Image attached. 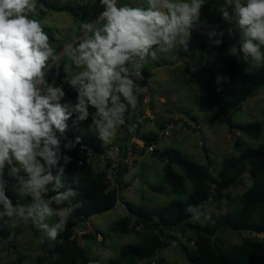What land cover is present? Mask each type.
Instances as JSON below:
<instances>
[{
    "label": "clouds",
    "instance_id": "9594fccd",
    "mask_svg": "<svg viewBox=\"0 0 264 264\" xmlns=\"http://www.w3.org/2000/svg\"><path fill=\"white\" fill-rule=\"evenodd\" d=\"M37 3L0 0V222L11 229L30 223L55 241L74 211L65 202L78 194L71 188L60 191L63 167L55 176L52 172L61 159L70 162L62 156L58 133L68 130L74 116L73 124L87 121L91 106L96 111L89 131L103 144L112 142L125 125V114L149 91L137 83L144 80L145 64L158 54L188 50L207 0H142L145 6L100 0L104 10L83 25L84 37L70 52L77 70L67 80L77 92L75 104L65 102L63 88L47 78L57 57L40 21L32 18ZM220 11L241 35L239 49L231 47L229 55L243 56L253 66L264 64V0H223ZM207 35L215 46L223 43V32ZM226 81L217 77L218 84ZM72 147L71 142L64 145ZM6 167L30 203L14 205L6 195ZM50 191L56 195L45 198ZM186 212L196 221L209 218L198 206L189 205ZM54 216L57 222L49 224Z\"/></svg>",
    "mask_w": 264,
    "mask_h": 264
},
{
    "label": "rangeland",
    "instance_id": "374dc122",
    "mask_svg": "<svg viewBox=\"0 0 264 264\" xmlns=\"http://www.w3.org/2000/svg\"><path fill=\"white\" fill-rule=\"evenodd\" d=\"M45 1L54 3L57 0ZM89 1L59 0V3L76 7L78 5L84 6ZM121 3H127L132 6H145L142 0H121ZM222 5L223 0H207V3L201 8L200 19L193 30L187 51L181 47L171 54H158L159 59L149 61L144 66L142 73L144 80L138 82L142 86H148L149 91L141 97L140 103L135 110L130 109V119L128 112L125 114V120L129 119V126H131L133 114L136 117H144L145 122L142 126V131L146 134L157 133L160 127L168 123L173 124L174 129L170 136L154 142L156 153L144 151L137 152L134 155L133 165L120 179L119 202L115 209L93 216L88 220L87 226H91L92 231L89 239L81 238L83 235L78 237V243L85 255L96 260L98 264H110L112 260H116L119 257L122 247L138 244L142 239L144 232L141 229L138 230L139 232L127 234H122L115 230V222L127 214L124 202L132 204L134 208L152 210L154 208H162L171 202L184 198L183 195L174 194L170 185L165 181L163 173L165 162L160 158L162 153L176 150L190 161L207 167L212 174L217 176L222 171V162L225 158L238 156L245 148H257L264 144L263 138L254 140L238 131L231 135L225 124L211 125L209 118L216 109L211 112H203L198 105L199 92L205 80L200 78L198 82L193 83L188 80L187 69H193V66L199 67L209 63L212 64L219 77H225L224 73L228 65L236 58V56L229 55V49L233 46L239 49L241 35L235 30L234 25H229L223 19L220 11ZM229 11L231 12V9ZM32 18L40 21L44 31L49 36L50 44L55 52L60 46H63L75 36L82 26V22L78 18L71 16L67 12L49 10L40 3V0H38L36 12ZM219 22L224 24L222 44L228 43L230 45L229 48L218 49L207 35V33L211 32L210 25ZM229 28L233 29L231 33H229ZM70 52L62 63L64 78H67L69 73L77 70L70 59ZM263 66L264 64L253 66L250 63L249 67L245 68L242 73L243 75H250L260 70ZM240 81V78H235L233 82H223V97H228L232 89ZM75 93L74 97L66 94L65 102L71 101L75 104L77 102L76 90ZM93 112L94 110L89 109L88 120L79 122L73 130L74 136L76 139L79 137L80 142L96 137L89 131V125L92 124L94 116ZM232 121L235 124L252 122L264 124V87L258 95L248 99L240 110L232 114ZM120 140L116 138V140H112L107 145H119ZM237 143H239L238 147L236 146ZM90 160V163H88L90 169V165L93 163L91 170L99 171L94 162L98 161V158L95 157ZM173 168L176 173L183 174L178 166L173 165ZM20 175H25V178H27L24 173ZM4 176H11L7 167L5 168ZM12 178H10L11 182L5 183V188L11 193L20 195L16 180ZM62 182L65 186L66 177L62 176ZM185 183L188 191H190L192 189L191 183L188 180ZM250 186L251 182L246 180L244 185L236 188L232 187L226 191L219 210L215 202H206L200 208L209 218L202 216L199 221L192 219L191 223L207 225L220 219L222 215L237 214L242 204L241 197ZM64 188L60 189V191L65 192ZM48 193L45 198L52 196ZM66 204H69V200L65 202V206H67ZM57 219L54 216L49 218L47 222L52 224ZM0 223V230L9 233L11 236V240H6L0 236V264H38L37 259L44 256L47 249L51 248L55 242L47 238L43 231H41L42 235L39 240L29 230L28 224L20 223L17 227L11 229L3 222ZM81 228L77 226L75 231ZM97 233L101 234L102 240L97 238ZM170 235L174 239L181 237V234L176 232H172ZM246 238L261 240L262 235L235 232L225 228L216 234L213 238V243L224 250H229L235 245H240ZM154 259L158 264L188 263L183 250L175 245L174 242L169 247L161 250ZM140 264H148V261H143Z\"/></svg>",
    "mask_w": 264,
    "mask_h": 264
},
{
    "label": "trees",
    "instance_id": "16d2710c",
    "mask_svg": "<svg viewBox=\"0 0 264 264\" xmlns=\"http://www.w3.org/2000/svg\"><path fill=\"white\" fill-rule=\"evenodd\" d=\"M40 3L55 12H67L82 22L79 32L66 44L82 34L84 32L83 25L96 20L104 10L100 0H90L88 4L76 7L60 4L59 0L54 3L40 0ZM210 30L222 32L224 24L221 22L212 23ZM66 44L60 46L55 54ZM216 47L223 49L229 48L230 45L224 43ZM249 64L250 62H245L241 56L240 58L236 57L228 65L224 73L227 81L233 82L235 78H240L241 81L226 98L223 97L224 83H217L218 74L211 63L199 67L193 66L195 70L191 68L192 70L187 69L186 72L189 74L188 80L191 83L198 82L200 78L205 80L199 92L198 105L203 112H211L216 109L209 118L211 125L225 124L231 135L238 131L251 139L259 140L260 138L264 139L263 123L235 124L232 121V114L240 110L248 99L258 95L264 87V66L250 75H243V70L249 67ZM54 71L55 67L47 73L49 83L50 76ZM63 79L64 73L61 66L57 84ZM137 83L139 82L137 81ZM75 95V92L71 94L72 97ZM89 109L95 111L91 106ZM128 116L130 119V112H128ZM129 119L125 120L123 142H120L121 148L125 149L131 138L140 133V130L135 128V124L138 123L136 115H132L131 126H129ZM73 120H75V116L70 119L71 122ZM70 137L74 147L68 151H62V156L69 157L70 162L65 165L61 159L59 165L54 167L52 172L55 176L61 167L64 168L63 176L67 179L65 192L71 188L78 193L75 198H69V204H66L75 206L74 211L65 230L59 234L53 246L47 249L44 256L37 259L38 264H98L96 260L85 255L78 243L75 229L79 223L115 209L119 202L120 179L128 171L126 167L121 169L117 177L118 187L108 189L103 171H92L87 163L83 166L78 165L80 143L92 147L97 153L102 152L104 144L97 138L76 144L73 132L70 133ZM143 138L146 145L153 144L158 140L155 133H144ZM236 146L238 147L239 143ZM160 158L165 162L163 168L165 181L170 185L174 194L183 195L184 198L152 210L134 208L132 204L124 202L127 215L115 222V230L127 234L141 229L144 234L138 244L122 247L119 257L112 260L110 264H140L144 260L154 259L161 250L169 247L173 242H176L177 246L183 250L188 260L187 264H264V144L257 148H245L238 156L225 158L222 162V171L217 176L212 174L207 167L190 161L176 150L166 151L160 155ZM173 165L178 166L183 174L176 173ZM186 180L192 185L190 191L186 187ZM246 180L251 182V186L242 195V204L237 214L222 215L220 219L207 225L191 223V215L186 212L189 205L201 207L206 202H215L219 210L225 192L232 187L244 185ZM49 193L52 196L56 195L51 191ZM6 195L14 205L31 202L30 197L9 191L6 192ZM28 228L40 240L41 230L30 223ZM225 228L235 232L255 233L262 235V238L261 240L246 238L240 245L224 250L213 243V238ZM172 232L181 234V237L174 239L170 235ZM0 236L11 240L10 234L2 230H0ZM90 237V233L83 235L84 239ZM183 240L186 243H183Z\"/></svg>",
    "mask_w": 264,
    "mask_h": 264
},
{
    "label": "built area",
    "instance_id": "2783aa9c",
    "mask_svg": "<svg viewBox=\"0 0 264 264\" xmlns=\"http://www.w3.org/2000/svg\"><path fill=\"white\" fill-rule=\"evenodd\" d=\"M55 86H60L63 88L66 94L71 95L75 92V89H73L69 83L67 78H64L60 83H58ZM138 123L135 124V128L140 130L139 134H135L129 143L126 145L125 148H121L120 145H107L104 146L102 152L97 153L94 151L92 147H89L85 145L84 143H80L79 146V161L78 165L83 166L85 163H90V159H94L95 157L98 158V167L99 171H103L105 175L106 183L108 184V189H113L118 187L117 183V177L119 175V172L123 168H130L133 165V158L134 155L137 152H144L147 151L149 153H155L156 148L154 144L146 145V142L143 138L144 132L142 131V126L145 122L144 117H137ZM69 128L68 130L63 134L60 135L58 133V136L61 139V151H68L69 149L64 148V145L71 142L72 139L70 137V133L73 132L74 127L77 124H73L70 120L68 121ZM174 129L173 124H164L162 127H160L158 130V139L168 137L172 134ZM126 150V151H125ZM124 153V154H123ZM5 191L7 192L6 188ZM83 234H87L86 231H82ZM97 238L99 240H102L101 234H96ZM183 243H186L185 240H183ZM175 245H177L176 242H174ZM148 261V264H158V262L155 259L150 260H144ZM143 262V261H142ZM141 262V263H142Z\"/></svg>",
    "mask_w": 264,
    "mask_h": 264
},
{
    "label": "water",
    "instance_id": "95a60500",
    "mask_svg": "<svg viewBox=\"0 0 264 264\" xmlns=\"http://www.w3.org/2000/svg\"><path fill=\"white\" fill-rule=\"evenodd\" d=\"M83 37H84V32L82 34H80L78 37H76L74 40H72L71 42H69L68 44H66L56 54L57 59L51 63L49 69L47 70V73H48L49 70L52 67H55L54 73L51 74V76H50V84H52L53 86H55L57 84V82H58L59 75H60V71H61V66H62L63 61L66 59L67 54L77 46L78 42ZM47 73H46V75H47Z\"/></svg>",
    "mask_w": 264,
    "mask_h": 264
},
{
    "label": "crops",
    "instance_id": "0c3cea01",
    "mask_svg": "<svg viewBox=\"0 0 264 264\" xmlns=\"http://www.w3.org/2000/svg\"><path fill=\"white\" fill-rule=\"evenodd\" d=\"M66 77V76H65ZM96 111V110H95ZM95 111L93 112V113H95ZM75 128V127H74ZM74 130V129H73ZM122 133H123V136H124V125H123V127H122V129L121 130H119V133L117 132V135H116V137H115V139L114 140H116V138H119V140H120V138H121V136H122ZM153 133H155V134H157V136H158V132L156 133V132H153ZM74 134V133H73ZM123 136H122V138H123ZM76 138V137H75ZM94 138H96V137H94ZM122 138H121V140H120V142H123L122 141ZM113 140V141H114ZM154 144V146H155V143H153ZM107 144H104V146H106ZM112 145H117V144H112ZM120 145V144H119ZM95 163H96V167L97 168H99L98 167V162L97 161H94ZM91 166V169H92V167H93V163L90 165ZM90 168V167H89ZM97 171V170H96ZM4 174H5V171H4ZM22 174V173H21ZM6 177H8V176H4V181H5V183H9V182H11L10 180V178H12L11 176L10 177H8V178H6ZM13 179V178H12ZM127 215V214H126ZM91 219V218H90ZM89 219V220H90ZM87 224H88V220L87 221H85V222H81V223H79V228H81V229H78V231H75V235H76V237L78 238V237H81V235H85V234H83L82 233V231H86L87 233H90V234H92L91 232V226H87ZM77 228V227H76ZM76 230V229H75ZM78 232V233H77ZM81 238H83V237H81Z\"/></svg>",
    "mask_w": 264,
    "mask_h": 264
}]
</instances>
